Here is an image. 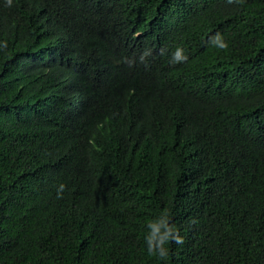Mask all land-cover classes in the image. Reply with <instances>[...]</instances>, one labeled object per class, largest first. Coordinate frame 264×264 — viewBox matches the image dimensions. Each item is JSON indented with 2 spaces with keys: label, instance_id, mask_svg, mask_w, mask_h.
Segmentation results:
<instances>
[{
  "label": "trees",
  "instance_id": "16d2710c",
  "mask_svg": "<svg viewBox=\"0 0 264 264\" xmlns=\"http://www.w3.org/2000/svg\"><path fill=\"white\" fill-rule=\"evenodd\" d=\"M0 264H264V0H0Z\"/></svg>",
  "mask_w": 264,
  "mask_h": 264
},
{
  "label": "clouds",
  "instance_id": "9594fccd",
  "mask_svg": "<svg viewBox=\"0 0 264 264\" xmlns=\"http://www.w3.org/2000/svg\"><path fill=\"white\" fill-rule=\"evenodd\" d=\"M8 5H11L12 0H7ZM229 3L232 0H228ZM217 40L221 42L218 46L221 49L227 48V43L223 42L222 39L217 34ZM150 53H144L140 57V61L143 63L145 61V56ZM188 59L186 55H184V50L182 48H177L175 52L172 54V62L173 63H180L184 62ZM125 62L129 63L132 66V61H128L127 59ZM65 185L61 184L57 189V197L60 198L64 191ZM148 233L145 237V242L147 245V251L150 256H158L161 260H166L168 256V248L166 247L167 244L170 242H174L178 245H182L184 243V238L179 234V229L176 227L175 224L171 223V216L167 209L164 210L163 214L155 220L150 221L147 224Z\"/></svg>",
  "mask_w": 264,
  "mask_h": 264
}]
</instances>
